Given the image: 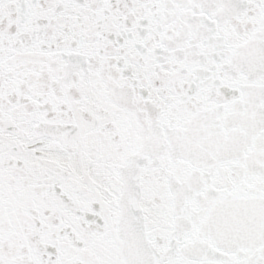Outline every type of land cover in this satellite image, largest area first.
<instances>
[{"label": "snow or ice", "instance_id": "snow-or-ice-1", "mask_svg": "<svg viewBox=\"0 0 264 264\" xmlns=\"http://www.w3.org/2000/svg\"><path fill=\"white\" fill-rule=\"evenodd\" d=\"M0 264H264V0H0Z\"/></svg>", "mask_w": 264, "mask_h": 264}]
</instances>
